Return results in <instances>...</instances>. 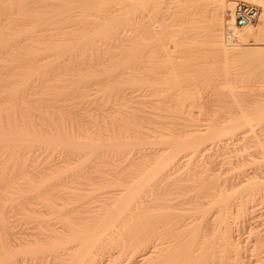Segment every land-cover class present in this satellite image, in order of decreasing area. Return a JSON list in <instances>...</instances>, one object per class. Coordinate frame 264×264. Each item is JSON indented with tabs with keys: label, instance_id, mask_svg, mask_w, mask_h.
<instances>
[{
	"label": "bare ground",
	"instance_id": "6f19581e",
	"mask_svg": "<svg viewBox=\"0 0 264 264\" xmlns=\"http://www.w3.org/2000/svg\"><path fill=\"white\" fill-rule=\"evenodd\" d=\"M8 1L10 3L11 0H0V10L2 9L4 12L3 13L2 11H0L1 12L0 13V24H1V28H0V54H1V51H4L6 53V56L11 55L13 57L14 61H16L17 64H19V67L17 66V68L13 64L14 66H12V68H15V70L18 68H23V69L19 72H15L14 74H12V76L11 75L9 76V78L14 77L15 80H13V78H10L11 79L10 80L7 77L8 81H10V82L8 83V81H7L6 85L9 86V84L11 83L10 84L11 88H10V86H9V89L5 88L6 91L8 89V92H6L5 90H3V91L8 93V95H7L8 97L7 96L4 97L3 93H5V92L0 91V93H1L0 95H2V97L1 96L0 97L2 99H4L3 101L0 99L2 101V102L1 101L0 102H1V104L2 103L5 104L3 106H0V145L3 147L2 141H5L4 143L11 141L8 143L12 144V142H15V144H16L15 145L13 143V145H15V146H13L11 144L10 145L6 144V148L4 147L2 150H4V149L7 150L8 147L10 148L12 146L11 149L13 147H15L14 151H13L14 154L8 153V155H10V156L14 155V157L16 155H20V156L25 155V157H27L26 155L29 154V153L27 154V152H29L28 149H30V147L32 145H35L38 142L39 143L36 144V146L41 144L40 142H42L41 146L44 145L47 148V151H48L49 146L52 147V146H56V145L58 146L57 148H59V150H60V147H62L63 145H65V147H67V148L69 147V149L74 148L73 150H75V152L78 151V150H76V148L77 149L79 148V149L83 150L82 152H79V154L80 153H84V154L78 155V157L79 158L84 157V156L88 157V159H87V157L82 158L84 162H80V163H86V166L89 167L87 169V171H90V169L92 168V170L94 169L95 173L101 172L102 170H106V168L108 166L107 163L109 164L108 167H110L112 164H114V161L119 162L120 158L118 159L117 156H115L117 159L115 158L114 160H111L114 157L112 155V153L114 155H120L118 153H123V151L126 152V150L135 149L138 152V155L136 152L135 153L136 155L134 154L132 159L130 157V161H128V163L124 164L123 166H121L119 168H116L117 163H115L116 164V165H114L115 167L114 166L112 167L113 171L111 170L112 169L111 167H110L111 169L109 168L111 170V172H108L109 169L107 168V170L105 172L108 173L107 177H109L111 175L109 178H106V176H105L106 173L102 174V172H103L102 171L101 176L102 177L105 176V178L103 177L104 179L103 178L98 179V177H100V175H99L100 173L97 174V177H96V175L94 177V175H93L94 172L90 171L92 173L91 176L93 175L92 178L94 177L92 179L89 172H87V174H89V176H88L85 174L86 171L84 172L83 169L79 170V171L77 169H75V171L77 170L76 175H75V172H73L74 174L71 172V171H73V170H71V169H73L72 168L73 166L71 167V162H70V160H72V159L70 158V160L67 161V159L69 158L68 154L65 155V156H68V158L66 159V157H65V159H66V163H69V162L70 163L67 165L65 164L66 166H63V164L61 166L59 164L58 165L54 164L55 161L53 163L54 165L52 163L49 164V161H48L47 162L48 165H45L46 164L45 162H44L45 164H43L46 167L41 165L42 167L40 168L39 165H35L38 167H35L33 165L34 166V167H32L33 170L29 169L30 167L27 166L29 164H26L25 162H24L25 164L23 163V159L26 162H27V160L30 162V161H32L33 158H36V156L33 155L34 157L32 156L33 158L31 159L29 157V156H31V154H29L28 157L31 160H29V159L26 160V158H23L21 160V163H20V164H22V163L24 164L22 169H17V171L19 170L18 172L15 170L18 174V177H15L16 173L13 170L12 173H15V174L13 175V177L10 178V176H12V175L10 174V176L7 177L8 172L12 171V169H15V167L13 168L11 166L13 164H14L13 166H16V165L20 166V164L17 163V160L21 159V158L19 156H17L18 158L15 157V158H17L16 162H15L16 164L14 163L15 160L14 161L12 160L13 163L9 162V165L6 166L5 162L11 161L10 158H13V159H15V158L13 156L8 158L9 156L7 155L6 160H7V158H8V160L6 161L4 159L5 156L2 157V152H0L1 157L5 161L4 165H2L3 168L0 167V168H2L0 170V264H26L27 260L29 259V258L27 259L28 256L34 254V256H32V257H35V255L37 257V255H39V254L41 255V253H45V254L49 253L50 255L52 254L51 256H53V258L51 257L52 259L50 261L48 260L49 261L48 264H117V262L119 263V261L121 260L120 256L123 253H125L124 255H127L126 252H128V251L129 252L131 251V253L132 252L134 253L136 251L138 254L137 259L135 258L136 261H134V264H139V263L140 264H180L179 261L181 258H182L181 259L182 264H264V219H262V220L260 219V221L259 220L258 221L253 220V218H252V220L249 219L250 217H252L256 214V213L254 214L255 211L253 210L254 207L256 206L255 205L256 202L259 199H261L264 203V0H243L244 2H247L249 4L257 5L261 9V12H259V15L257 18L258 23L254 29H250L249 26L244 27L242 29L235 28L234 20H233V9H234L233 7L235 4L234 3H227L226 0H169V1L167 0L168 3H166V1L163 2L164 0H162L163 5H162L161 1L159 2V0H136V1L133 0L134 2L133 1L131 2V0L130 1L127 0L128 2L126 0H100V1L99 0H65V1L60 0L61 3L64 2L63 5L60 2L58 3V0L56 1V3L52 2L54 0H52V1L51 0H47V1L46 0H44V1L40 0L44 3V6L45 5L48 6V9L52 8L51 13L52 12L53 13L48 14L47 11H46L47 13H45L44 9H39L38 11L36 9L35 12H37V14L36 13H34V14H35V16H38V17H34L32 15L35 6H33L34 7L33 10H29V6H30L29 4L32 3V0H12L11 2H13V3H10V4L7 3ZM158 2H159V5L163 6V9L167 8V7H165L167 5L169 7L168 8L169 10H170V8L175 9V12L173 11L174 14L172 13L173 14L172 17H173V20L175 22L173 21V23L171 24V27L175 28V30H174L173 34L171 33L168 36V38L166 39L167 41H164V40L160 41L161 37L163 39V36H164V34L162 33L163 29H164V25H163L164 21H163V23L160 21H157V22H160L159 23L160 26H159L158 30H155L151 24V21L155 22L157 20L156 19L155 21H153V18H156V14L158 13L159 10H161L160 7H162V6H159L157 4ZM36 3H37V5H43V3L42 4H40V3L38 4V2H36ZM57 3L59 4V7L61 5L60 8H58V6L55 5ZM115 3L117 4V6ZM164 3H165V6H164ZM7 4H9L11 6V8ZM5 5H7V6H5ZM12 5L13 6L16 5V10H17L16 12L18 13L17 16H16V14L13 15L14 21L12 20V14L15 11L14 10L15 7L13 8L14 11H12ZM32 5L33 4H31V6ZM54 5L57 7H55ZM112 5L116 6L118 8L113 7V9H112ZM156 5H158V7L160 9L158 7H156ZM4 6L7 7L8 9H6ZM49 6H51V8ZM148 6H150L151 8ZM38 7L40 8V6H38ZM83 7H86L87 10ZM88 7H89V9H88ZM154 7H156V9L158 8V11L156 10V12L151 15V13H153V12H151L150 10H147L146 8L153 10ZM56 8H58V9H56ZM103 8L104 9L106 8V14H103V15H108L109 17L106 16L108 19H106L105 16H102V17H104L107 21H105L104 18H102L104 20H100L98 18L99 19L98 21H100V22L96 21L97 23L95 22V24H93L94 23L93 20L94 21L97 20L95 18V17H97L96 14L100 13L101 10L103 11ZM139 8L143 9L144 11L146 9L147 11H145L144 13H142L143 10L139 12V10H140ZM191 8H195V9H191ZM4 9H5V11H4ZM53 9H54V11H53ZM82 9L83 10L85 9L86 11L85 10L83 11ZM226 9H228L232 12H231L230 18L227 20H224L222 15L224 14ZM41 10H43L44 12L42 11L43 13H41ZM78 10L83 11L82 12L83 15H82V13H80V16H82V17H80L78 15L79 14ZM89 10L90 11L92 10L90 15L93 14L94 11H96L97 13L95 12L96 16L94 15V18L91 15L92 18L90 17V19H88L89 20L88 21L87 17L90 16V15H88V12H90ZM107 10H108L109 14H107L108 13ZM8 11H10L12 14L7 13ZM29 11H32V14L29 13ZM73 11L78 13V14L76 13V15H78L80 17V18H78V19H80V22H82V19L84 21L85 20L84 18H86L85 21H88L87 22L88 25L90 26V23L92 24V27L91 26L88 27V25L87 26L84 25V23H86V22H83L82 26H84V27L86 26L85 28L86 29L88 28V30L90 32L87 33L85 31V34H83L84 33L83 29H82L83 33L80 32L78 29L79 32L77 34L80 35L79 37L74 32L75 36H74V38H71L73 43H74L73 45L71 43V39H69L70 37L68 36L70 34L65 35V36H68V38L66 37V39H69L70 43H71V44L69 43V40L66 41V45H67L66 47H65V43H64L65 41H63L65 38L63 36H62L63 40L59 36L60 40L58 38L57 43H55L56 39H57L56 37H58L57 36L58 34H56V37H53L54 31H51V33H48V34L47 33L43 34V32L40 34V32L43 31V29L45 31V29L47 28V26H46V25H48L47 23H49V25H50L52 22L55 23L56 21L57 22L65 21V23L67 24V22L69 21V18L71 16H74V15H71ZM102 11L99 15H102V13L104 12V11L103 12ZM148 11L151 12L150 15L152 16V18H151V16H150V18L152 20L149 18L150 20L147 21L146 25L143 24L144 22H142L143 28L140 32L142 34L143 41L144 40L146 41L149 39L151 42L153 39L155 40V38H158L154 43H156L158 41V44H160L158 46H160L162 48L161 49L162 52H159V53H161L160 54L161 56L164 54L163 56L165 58H163V56H162L163 60L166 59V61H164V62L161 61L162 64L161 63L160 64L162 66H163V64L165 65L166 63L169 64V62H172L171 61L172 60L171 53L173 54L175 52H178L179 53L178 54L179 59L181 56H183L182 54L187 55L186 52H192V54H193V50L191 47L195 43H197V41H203V42L205 41L209 45H212L213 47H215V51H216L215 53L219 54V56L221 57L222 65H223V67H222L223 77H222L221 83H222L223 88L226 89V91H228V96L230 97V99L232 98L233 101L231 100L230 104L228 103L230 109H228V111L225 112L224 115H222L220 121L218 120L220 124L217 122L219 125L217 126L216 131H214L212 129L213 130V132H212V130L210 129L211 132H209V129H208L209 133H206V134L202 133L201 134L197 130L196 131L193 130L190 132L182 131L181 129H179L180 127L178 126L179 128H177L176 130L179 131V133H176L175 130H173V132H171V130H170V132L168 130H167L168 132H161L160 130L155 131V130H157V129H154L157 127L156 125H155L156 127L153 126L151 128H149V127L146 128L143 125L144 121L148 120L149 124L150 123L154 124L155 120H153V119L155 118V116H157V114L152 115L149 112L151 114V116H153V118L151 116H149L150 114L148 116H146L145 114H144L145 116L142 115V113H140V112H142L143 110L140 111L142 108L139 110V108H140L139 104L142 103L144 105L146 101L144 103L143 102L140 103L138 97H136L138 99V101L136 99V102H135V99H131V98H129V99L134 100V102H132L130 100L131 102L129 103V101L127 100L128 106L125 103H122L124 101H121V100H120L121 102L119 100L118 101L116 100L114 102L112 101V102H110V103H112L111 105L108 103V105H110L109 107L112 106L109 110H108L109 107L107 108L108 113H107V111L103 110V113L105 111V114L110 113L109 117H107L108 119L106 118L108 121L104 119L106 124H104V122H103L104 120H103L102 121L103 125L102 124L99 125L98 122H100V121H98L97 123H98L100 129L97 130V132H95V130L94 131L93 130L92 131L91 130L86 131V128H84L85 125L84 126L82 125V126L84 128L83 132L84 131H86V132L83 133L82 131H80V129H82V128L79 129V132H78V130L76 131V129H77L75 127L76 126L75 123L77 122L76 121L74 123L75 126H73V124H72V127H74L75 132L73 130V132L71 131L72 132L71 135H69L70 132L67 130L66 133L69 132V134H66L64 132L65 128H59V127H63V125L65 126V124H63L62 126H61V124L60 125L58 124V122L59 123L62 122V120H61V122L59 121L60 118L58 117V115L61 112H64V111L68 112V111L65 110L64 107H63L64 110L61 108L63 103L62 104L60 103L62 100L61 101L57 100V99H61V98H59V96L57 99H55L56 98L55 97L56 96L55 91L58 93V90L61 89L62 91L59 90L61 92V94H60V97H61L63 94L62 92H64V89H65V86L63 87L62 85H58L59 83L61 84V81H60L61 78H58L59 76L56 75L55 73H54L55 79H53V76H52L53 80L56 81V79L58 78V80L60 81V82L58 81V84H57L58 86H60V88H57L58 86H56L54 84V86H56L57 90L54 89L55 87L53 86V83H49L48 85L46 83H44V84H46V87H44V88H46L45 89L46 91L49 90V93H51L50 90L52 91V89H49V88H52V86H53L54 95L52 92V94H51V96L53 95L52 99L50 98L51 96H48V95L45 97V95L48 94V92L43 90L44 84L43 85L40 84L39 87L35 86V89L37 87L38 90L42 86L43 92L40 91L41 93L39 91L33 89V87L31 88L30 87L31 84L34 83L33 81L37 77H39V76L44 77V74L47 76L48 74L45 73L46 71L48 72L50 69H52V72H54L55 67L59 68L58 66H60L61 64H62L61 65L62 68H64L65 73L69 72L68 71L69 67H70L71 71L73 69L77 68L78 66L73 68V66H75V65L71 64L72 65V69H71V65L69 64V60H68V59H70L71 62L74 63V60H72L71 56H72V54H74V57H75L74 51L76 52L77 47L82 46L83 42L84 43L85 42L90 43V41H92L93 45H94V40H97L99 35L101 36V34H102L101 37L99 36L100 39L104 37L103 31H105V35H106L105 40H106V38H110L109 34L111 33V30H113V33H114V27L116 30L117 23L118 24L120 23V25H118L117 29H119V26H120L121 31H122V28L124 31V29L126 27H128L129 29H131V28L136 29L137 25H138V28L136 30H138V33H139V23L137 21L138 24L135 25V23H136L135 20H137V19L139 20V18H143L142 15L147 13ZM39 12H40V16L38 14ZM135 13H138V14L135 15ZM141 13H142V15H141ZM6 14H8L7 17L5 16ZM147 15H149V14H147ZM136 16H138V18ZM146 16L144 18L147 19L149 16H147V17ZM30 17H33V18L31 19ZM3 18L4 19L6 18L7 21L10 18L12 22L9 19L8 23L7 22L5 23V20ZM28 19H31V22L32 21H34V22L31 25H29V23H31V22ZM66 19L68 21H66ZM90 20H92V21H90ZM75 21H76V19H75ZM101 21H103V23L104 22H109V23L100 24ZM141 21L142 20H140V22ZM9 22H11V23H9ZM69 23H71V21ZM121 23H122V25H121ZM123 24H125V26H126L125 28L123 27ZM62 25H63V23H61V26ZM67 25H69V24H67ZM78 25H80V24L78 23ZM108 25H110V26L112 25L113 26V27H111L112 29L110 28V30H109ZM27 26H29V27H27ZM53 26H55V29H56V25H53ZM59 26H60V24H59ZM82 26L80 28H82ZM121 26H122V28H121ZM130 26H132V27H130ZM250 26H252V25H250ZM41 27H43L42 30H40ZM67 27L68 26L65 27V25H64V29ZM103 27L108 29L107 33H106V29H104ZM62 28L60 30H62ZM188 28L192 29V30L194 29L196 31H197V29L201 30V32H203L201 34L202 40L201 39L197 40L199 37L196 38V40H195V37L191 36L193 34H189L190 32L188 33L189 36L187 34L186 36L184 35V36L180 37L179 35L176 34V33H178V34L182 33V31H183L182 35L186 34V32H188V30H189ZM223 28L225 30L231 31V34H230L231 38H235L238 41V44L226 46L222 43L223 40L221 41V32H222ZM90 29H92V30L94 29V30L91 31ZM47 30H49V29L47 28ZM69 30L70 29H68L67 32H69ZM72 30H74V28H72ZM56 31H57V29H56ZM64 31H66V30H64ZM64 31L62 30L63 33H64ZM109 31H110V33H109ZM117 31L118 30L115 31V33H117V36L115 37L116 39H117L118 34H119V32H117ZM123 31H122V34H123ZM134 32H135L134 34H136V31H134ZM201 32H199V33H201ZM138 33H137V36H135V38L132 39V41L134 40L133 43H132L131 39L129 40L131 42L130 46H128L129 44L127 45L129 48L127 47V49H125L126 47L125 48L122 47L125 43L122 46H121V43L119 45V47H122V51H123V49H125L123 54L121 53L122 56H124V57H123V59L120 58L121 59L120 62L118 61V58H117L118 63L116 62V65H115V60L113 58L114 65H115V66L114 65L113 66L115 68L113 70L112 65L110 66V69H112V70L109 72L108 77L111 78L110 75H113V76H115L114 78H117L116 75H118L119 81H116L117 79L116 80L114 79L116 82L114 83V81H112L114 86L112 88H110L112 85L111 84L112 82L109 83V81H111V79L108 80V83L110 86L109 88L111 90L108 89L106 91V89H104V91H106L107 93L109 91V94L111 93V91H113L112 89H114V91H115V89H118L119 88L118 86H121V85L129 84V86H131V87L133 85L134 88H131V90L136 89V87H138V85H139V82H140L139 74L141 73V71H139V68H137V66H138L137 62L139 61L138 55L140 52L139 51V35L140 34H138ZM191 33H192V31H191ZM143 35H144V37H143ZM76 36H77V38H76ZM112 36H114V35L112 34L111 38H112ZM120 37H122V36H120ZM126 37L128 38V35H126ZM145 37L148 39H144ZM159 37H160V39H159ZM115 38H113V39H115ZM130 38H132V37L130 36ZM142 38H140V39H142ZM74 39L77 40L76 43L74 42ZM50 41H51V43H49ZM120 41H122V39ZM129 41H128V43H129ZM249 41L254 42L255 45H257V46H252V45H254L252 43L247 44ZM67 42L70 45L67 44ZM92 42L90 44H92ZM102 42H103V40H102ZM115 42H118V41H115ZM142 42H140V43H142ZM84 43H83V45H84ZM148 43H149V41H148ZM154 43L152 42V44H154ZM86 45H87L86 47L88 48V44H86ZM96 45H98V44H96ZM155 45H157V44H155ZM243 45H245V46H243ZM86 47L84 46L82 48H86ZM195 47H196V44H195ZM82 48H79L78 50H82ZM189 48H191V49H189ZM89 49H90V47H89ZM101 49H102V47H101ZM114 49L116 50V48H114ZM114 49L113 50L110 49V50H112L111 52H114ZM84 50H87V49H84ZM189 50H191V51H189ZM194 50H195V48H194ZM116 51H115V53H116ZM82 52H80V53H82ZM107 52H108V50H107ZM5 53L2 54V57H4L3 55H5ZM104 53L105 52H103V54ZM117 53L119 54L120 52L118 51ZM95 54H96V52H95ZM103 54H102V58L104 59L105 56L103 57ZM80 55H82V54H80ZM105 55H106V53H105ZM107 55H108V53H107ZM147 55H149V54L147 53ZM152 55H153V52H152ZM11 56H9L8 60L11 59L10 58ZM56 56H57V58H56ZM76 56H77V54H76ZM99 56H101V55H99ZM99 56L97 57V59L99 58ZM137 56H138V59H136ZM83 57H85V55H83L82 58ZM120 57H121V55H120ZM184 57H183V59H184ZM4 58H2V59L4 60ZM154 58H156V56ZM60 59H62V60H60ZM64 59L66 60V63L69 64V67H67V69H68L67 71L65 69L66 64L64 67V65L62 63V61H64V63H65ZM78 59L76 60L77 64L82 63L84 60V59H82V61H80V63H78V61H79ZM103 59L101 60V62L102 61L104 62ZM5 60H6V58H5ZM46 60H48V61L45 62ZM95 60H96V58H95ZM110 60H111V58H110ZM113 60H112V62H113ZM160 60H161V58H160ZM174 60H177V59H173V61ZM247 60H248V64H249V61H251L250 64L254 66V69L252 70L254 72V75H255L254 80H252L253 83L255 82V79L257 77H258V80H256V83H258L259 79L261 81V83L259 81L260 89L257 92L258 94L256 93L257 94L256 99L254 98L253 101L252 100L251 101H242L241 100V97L245 96L246 94L243 95V93L239 94V93L235 92V89L237 87L235 86V84H233L234 80L231 79L232 77H230V73H231L230 69H229L230 65H233L236 62L239 63V61L240 62L241 61L246 62ZM11 61H13V60H11ZM11 61H10V63H11ZM105 61H106V59H105ZM107 61H108V59H107ZM40 62H42V63H40ZM86 62L87 61H85V63ZM91 62H93V61H91ZM109 62L110 61H108V63ZM87 63H89V61ZM108 63L107 62L105 63L106 66L108 65ZM127 63H129V64H127ZM154 63L156 64V66H157V64H159V63L153 61L152 65ZM132 64H134V66L136 65V68H134L132 66L133 72L135 70L134 74L133 75L130 74L129 71H130L131 67H129L128 71H127V73H129V74L126 73V76H125L124 74L126 71H124V68H127L128 65H132ZM1 66L3 67V65H1ZM96 66H97V64H96ZM101 66H103V64H101ZM108 66H107V69H108ZM140 66H141V64H140ZM170 66H171V63H170ZM231 67H233V66H231ZM9 68H10V66H9ZM12 68H10V69H12ZM53 68H54V70H53ZM62 68H61L60 73H59L58 69H56V70L60 74V77L62 76V80L64 81L63 85H67L69 82L67 81V84H66V82H65L66 79L65 80L63 79V74H61V72L63 73ZM83 68L85 69L86 65ZM87 68H89V67L87 66ZM144 68H145V70L147 69L146 66L143 67V70H144ZM165 68L166 67H164L163 71H162L163 77H165L166 75H168L169 77L170 76H176L177 68L175 71L174 70L175 68L173 69L172 67H167L168 70L166 68V71H164ZM96 69H99V68H96ZM148 70H149V67H148ZM148 70H146L145 72H148ZM154 70H155V74H156L158 69H157V71H156V69H154ZM82 71H80V72H82ZM92 71H97V70L94 69ZM104 71H105V68H104ZM7 72H9V71L7 70ZM52 72L50 73V76L53 75ZM150 72H151L150 75H152L154 73L151 70L148 73H150ZM159 72L157 73V76H160ZM162 72H161V74H162ZM94 73L92 75H94ZM3 74H4V70H3ZM9 74H11V72ZM82 74H86V71H84V73H82ZM82 74H78V76L80 75L79 78L83 77V79H84V77L86 75L82 76ZM65 75L66 74H64V78H65ZM123 75L125 77H128V75H130L132 78H129V79L124 78V77H122ZM46 76L44 79L48 78V80H49V77H46ZM67 76L70 78L69 79L67 77L69 79V81L70 80L73 81L72 79H74V77H75V75L73 77V73L71 75L73 78H71L70 75H67ZM78 76H76V82H77ZM89 76H90V74H89ZM91 76H90V78L86 77V79L88 78V81H89V82L87 81L86 84L84 83V82H86L85 79L83 81V79L80 80L78 78V80L83 81V83L85 85H87L91 81L90 80ZM148 76H149V74H148ZM102 77H103V74H102ZM104 77H105V72H104ZM120 77H121V79H120ZM1 78H3V76ZM19 78H21V79H19ZM93 78L95 79V75H94V77L92 76V79ZM140 78H143V77H140ZM155 78H157V77H155ZM41 79H43V78L41 77ZM98 79H99V77H98ZM151 79H152V77H151ZM174 79H175V77L174 78L171 77V80L169 81V78L167 77V79L165 78L163 80H164L165 84L168 80L169 83L167 82L168 85L167 84L166 85L168 86V88H169V85H171V88H173L172 84H174ZM1 80L3 81V79H1ZM4 80H6V79L4 78ZM181 80L182 79H180V81L177 80L178 82L175 83L177 85L174 84V86H177V87H175L177 90H180L182 83L185 82V81L183 82V80L181 82ZM146 81L149 82L148 80H146ZM171 81H172V83L170 84ZM76 82H75V84H76L75 87L78 86V83L80 84L79 87L83 86L82 82H77V83ZM93 82H94V80H93ZM141 82L143 84L144 81L141 80ZM141 82H140V84H141ZM180 82H181V85H180ZM2 83H0V84L3 85ZM70 84H71V86H70ZM73 84L72 83L68 84L70 88L68 86L66 87V89H65L66 93H68L67 92V91H69L68 89L73 90V87H74ZM115 84H117V88H115L116 87ZM6 85H5V87H6ZM179 85H180V87H179ZM47 86H49V87H47ZM61 86L64 89H62ZM126 86L128 88H130L128 85H126ZM185 86H187V85H185ZM75 87H74V89H76ZM105 87H106V85H105ZM153 87H154V81H153ZM28 88H30L31 91L28 90ZM121 88H122V90H121ZM121 88L119 90L123 91V89L125 90L126 87L124 88V86H121ZM128 88H126V89H128ZM32 89L35 91V93L37 92L38 94L34 93V95H33L34 91ZM153 89H155V87ZM247 89L249 90L247 92H251V87H248ZM10 90L12 91L11 93L13 94L12 95L13 97L10 96L11 95ZM24 90H28V91L32 92L31 95L29 93V96H31V97L35 96L36 97V95H37L38 97H36V99H35V97L34 98L32 97L34 100L26 101L27 97H29V96H27L28 94H26L24 97L25 99L23 98L24 95L22 94V91H24ZM78 90L79 89H77L76 92ZM74 91H71V94H72V92L74 93ZM134 91L135 90H133V92ZM185 91H186V89H185ZM14 92L16 94H18L17 96H19V97H14V95H15ZM19 92H20V95L21 94L23 95V96L21 95L22 98H20ZM26 92L27 91H25V93ZM65 92H64V94H66ZM150 92H151V90H150ZM129 93H131V92H129ZM117 94H118V92H117ZM68 95L70 96V94H68ZM112 95H113V93H112ZM118 95H120V94H118ZM137 95H139V94H137ZM195 96L196 95L194 93H192V92L188 93V91H186L185 94L182 95V98L180 97V99L176 98L177 100L176 99L172 100L173 102L176 101V103L173 105L176 106L177 108L182 109L184 106L183 103L188 102L189 99H190V101L194 102ZM31 97L28 99L31 100L32 99ZM109 97H110V95H109ZM238 97L240 100L238 99ZM5 98H7V99L5 100ZM12 98H13L14 102H10L12 100ZM15 98H17L16 101L18 99H20L21 103L15 102ZM47 98L48 99L50 98L51 100L55 99L54 101L57 100L59 102L58 106H60V109H61L60 113H59V108H58V111H56V109L58 107V106H56L57 102H55L56 105H54V106H56V108H54V107L52 108L50 103L47 104V106H46L47 102H51V101H48ZM114 98H116V97H113V100H114ZM122 98H124V97H122ZM172 98H174V97H172ZM9 99H11V100H9ZM21 99H24L26 102H24V100L21 101ZM164 99H166V98H164ZM7 100L9 103H6ZM127 101H125V102H127ZM153 101H154V99H153ZM164 101H167V99ZM62 102H64V101H62ZM158 102H160V101H158ZM99 104H100V102H99ZM171 104L169 103V105H171ZM38 105L40 106V108L37 107ZM70 105H72V104L68 105V107H69L68 109H70V107L72 108V106H70ZM113 105H114V107H113ZM152 105L155 106L154 104H152ZM152 105H149V106L153 107ZM48 106H50L49 108H52V110L55 111V112L53 111L54 114L52 116H54V118H55V116L57 115L56 118L59 119L57 121V124L55 123L56 128L52 127V126H51V128H49L48 127L49 125L47 127L44 125H43V127H41L43 124V121L41 122V120H43V119L39 120L40 114L38 117L39 118L38 122H41V123H37L36 120L31 121V120H33V117H34V119L35 118L37 119L38 113H40L42 111L41 108L45 107V109H43V110H46V109L48 110L49 109ZM63 106H66V109H67V105L64 104ZM174 106H173V108H174ZM36 108H38V111L41 109L39 112H37V114H36V111H37ZM95 109L96 108H94V110ZM180 109H178V110L180 111ZM47 110L45 112L46 113L48 111L50 112V113L48 112L50 115L47 113V115H49V117L46 115L45 112H41V114L45 113V115L47 117L45 115H43V116H45L44 118L48 119V123H49V120L51 118V110H48V111ZM99 110L102 111L101 108ZM99 110H97V111H99ZM157 110H159V109H157ZM73 112H75L74 109H73ZM143 112H145V111H143ZM17 113H20L21 115L17 116L16 115ZM56 113H59V114H56ZM97 113H99V112H97ZM177 113H179V112H177ZM68 114L71 116L73 115V114H70L69 112H68ZM61 115H63V113H61ZM74 115H75V113H74ZM102 115L104 118L106 117V115L105 116H104V114H102ZM43 116H41V117H43ZM64 116L66 117L67 115H65V113H64ZM64 116H62V118H64ZM160 116H163V114ZM11 117H14V118H11ZM150 117L152 119H150ZM67 118L68 117H66L65 119H67ZM72 118L73 119L71 120V122L75 121L76 115H75V118L73 116H72ZM84 118H85V116H84ZM159 118H161V117H159ZM163 118H165V117H162V119ZM47 119H45V120H47ZM53 119H52V121L50 120V122L57 120V119H55V120H53ZM65 119H63V121ZM79 119H82V117ZM97 120H98V118H97ZM3 121L7 122L6 127H5V125H3V123H4ZM67 121H69V119H67ZM33 122H36V124H34ZM45 122H47V121H45ZM78 123H79V120H78L77 124ZM80 123H82V121H80ZM39 124H41V126ZM68 124H66V125L68 126ZM46 125H47V123H46ZM57 125H59V127H57ZM160 125L162 126L163 124H160ZM78 126H79V124H78ZM85 127H88V126H85ZM62 129H64V130H62ZM67 129L70 130L69 126ZM92 129H93V127H92ZM96 129H98V128L96 127ZM87 130H88V128H87ZM238 136H241V138L239 140L242 141L241 142L242 144H240L241 147H240V149H238L237 152L242 153L243 151H246L247 148H250V149L253 148L255 155L254 154H253L254 156L251 155V152H250V154L248 156L251 157V159H249V160L247 159V161H246L245 160L246 158L244 159V158L238 157L239 159H236L235 162H234V160L232 162V159L229 157L228 158L223 157L224 158V160H223L224 164L223 163L222 164L224 166L226 164H227L226 166H230V168L228 167L229 171L231 170L233 174H236L235 175L236 181L234 179L231 180L232 179L231 178L230 181H233V183L230 182L227 185L224 183L226 178H225V180L224 179L222 180V178H221L222 177L221 173L226 171V170H224V171L221 170L222 172L220 173L216 169L211 168V165H210L211 162L210 163H209V161L206 162L205 160H202L201 158L198 159L197 156L200 155V153H202V151H204L203 150L204 149L203 143H205L206 138H207V141L215 139V138L218 141H222V143L220 142L221 144H219V145H215V144L214 145L211 144V146L209 145L211 147V150H212V148L216 147L215 148L216 153L219 154V152H218L219 150L221 151L223 148L227 147V141H228V140L226 141L227 138L233 139V137L238 138ZM151 142H153L155 144H161V147H162V145H163V147L162 148L159 147L160 149H157V150H156V148H155V150H151V151L149 150L150 152H145V150H144V152L141 151L139 153V145L146 146L147 144H149ZM164 145H166L167 147H164ZM204 145H206V144H204ZM65 147L62 149V151L66 149ZM149 147L151 148L152 146L150 145ZM33 148H36V147L33 146L32 149ZM0 149H1V147H0ZM52 149H53V147H52ZM52 149H51V152H52ZM54 149H55V153H56V147ZM250 149H248V150H250ZM15 150H16V152H15ZM66 150H68V149H66ZM73 150H72V152H73ZM70 151L68 150L69 154H72ZM179 151H181V153L183 152L182 156L185 159L187 158V160H185V161L183 160L184 162L182 164L180 163L177 165L176 157L179 154ZM223 151L225 152V149ZM233 151H235V150H233ZM60 152H61V150H60ZM75 152H73V153H75ZM127 152H129V151H127ZM177 152H178V154L176 155ZM34 153L35 152H33V154ZM77 153H75V154L77 155ZM124 153H123L124 157L126 155H128V153H125L126 155ZM226 153H227V151H226ZM226 153H221V155L225 154L224 156H226L228 154V153L227 154ZM57 155H58V150H57ZM108 155L113 156L112 158L110 157L111 159L108 160L109 162H107L105 160V156L107 158ZM213 155H214V153H213ZM73 156L74 157H72V158H74L73 159L74 161L76 159H78L77 156H76V159H75V155H73ZM89 156L90 157L94 156V157L104 158V159H102L103 163L102 162L101 163L104 165L105 164L104 162H106V164H105L106 167L104 166L105 169H102L103 166L102 167L100 166L101 163H97L101 160V158H99V161L95 160L96 162H94V161L90 162L91 160H90ZM227 156H230V155H227ZM53 157H54V155H53ZM62 157H63V155H62ZM45 159H46V156H45L44 160ZM49 159H51V158H49ZM82 159H80V160H82ZM95 159H97V158H95ZM42 160H43V158H42ZM56 160H58V159H56ZM62 160H64V159H62ZM181 160H182V157H181ZM18 161L20 162V160H18ZM34 161L30 162L31 165L33 164ZM43 161L39 160V162H43ZM60 161H57V162H60ZM110 161L111 162L113 161V163L111 164ZM29 162H27V163H29ZM121 162H122V160H121ZM10 163H12V165ZM248 163H251L253 166L255 165V170L251 175H249L247 173H246L247 174L246 175L244 173V171H245L244 167ZM0 164H3V161L0 160ZM7 164H8V162H7ZM25 165H26V168H25ZM83 165H85V164H82V166ZM98 165L101 167V170H99L100 167ZM17 166H16V168H17ZM53 166H54V168H53ZM55 166H56V168H55ZM79 166L80 165H78V167ZM27 167H29V168H27ZM23 168L27 169L26 172L28 171V173H23L24 172ZM83 168H84V166H83ZM97 168H99V169L97 170ZM114 168H116V169L114 170ZM179 170H183V172L176 174V172ZM69 171L72 174H69ZM17 174H16V176H17ZM224 175H225V172H224ZM73 176H74V178H75V176H78V178H80V176H82V178H80V179H83V180H85V177L87 176L86 181L88 180V181H90V183H92V181H93V183L89 184L88 181L87 182L85 181L86 182L85 184H88V186H90L91 188L90 189H82V187H79V186L83 185L84 181L78 180L77 177L75 179H77L78 182L77 181L74 182L73 179L71 181L70 178H73ZM14 177L17 178L18 181ZM224 177H226V176H224ZM231 177H233V176H231ZM12 179L15 180V182H17V184L15 183V185H14V182ZM79 181H83V182H79ZM69 183H71L72 185L76 183L79 186L76 185L75 187H73L71 184L69 185ZM68 190L69 191L71 190V191L69 192ZM188 191L190 193L192 191H194L197 194L195 193L196 195L193 194L189 197L188 195H186V193H189ZM173 196H175V197H173ZM204 198H208L209 200L210 199L212 200V201H209V206L212 209H213L212 206L214 204H215V206H217L216 204H218V206L221 204L220 209L217 207L219 210H217L216 212L220 211V213H216L218 215H216V216L214 215L213 218H210V217L207 218V214H208L207 211H210V207L208 206V204H206L208 201L206 202V201L202 200V202H206L205 206L209 207V209L206 208V210H207L206 211L205 209L202 208V207L205 208L204 203L201 202V199H204ZM73 201H75L78 204L74 203ZM184 201L194 202L195 203V205H194L195 209H193L191 207L192 209H190V211L187 210V211L180 212L179 210L181 208L179 209L177 205H179V203H182ZM71 202H73V205L75 204V206H72L73 208H69V205L71 206ZM91 203H93V204L96 203V205L90 206ZM191 205H192V203H191ZM183 206H184V204H183ZM232 207L237 208L236 213H234V214L231 213ZM45 210H46V212L49 210V212L47 213V216L50 212L57 213L58 214L57 217L59 216L60 220H61V218L64 220V222L67 225L66 228L68 227L70 229V231L68 230L69 232H67V233L63 232L61 229L62 227L60 228L59 224H55L56 221H54V224L52 222V224L54 225L53 227H55V225H58L61 231H57V229H59V228H53L52 225H50L51 222H50V224L48 223L49 224L48 226H45L42 224L38 225L39 224L38 223L39 218L41 215L43 217V213L45 212ZM76 211H77V213H75ZM79 212L86 213V215L79 213ZM78 214H80L79 217L77 216ZM251 214H253V215H251ZM53 215H56V214L53 213L51 216H53ZM254 217H256V216H254ZM44 218H45V216H44ZM46 219L50 220V216H48V218H46ZM179 219H185L188 222L185 224H181V226H177V224L182 221ZM41 220H42V218H41ZM63 225L64 224H61V226H63ZM182 225L186 226L187 228L184 229L186 237L184 236L185 239L183 242V250H181L182 251L181 252L178 249V243L180 240L179 236L184 233L182 228H185V227H183ZM261 226H263L262 230L259 229V227H261ZM66 228H64L65 229L64 231H67ZM163 231H165L167 233L169 239H167L165 242L162 241V243H160L159 245H157L158 243L156 245H153L151 243L152 247L149 246L147 248V246H146V249H144L142 251V253L139 255L137 250H139L140 247L142 248V246L145 245V242L148 243V241H149L148 238H150L151 236L154 237L153 234H155L157 236V234H160ZM61 235H62V237H61ZM160 236H161V234H160ZM162 238H163V234H162ZM162 238H161V240H163ZM157 240H156V242H157ZM164 240H165V238H164ZM71 243L73 245H70ZM129 252H128V254H129ZM45 254H42V256ZM49 254H48V256H49ZM46 256H43V257H46ZM131 256H133V254ZM36 257H35V261H37ZM41 259L42 258H40V261L45 260V259L44 260L43 259L41 260Z\"/></svg>",
	"mask_w": 264,
	"mask_h": 264
},
{
	"label": "rangeland",
	"instance_id": "374dc122",
	"mask_svg": "<svg viewBox=\"0 0 264 264\" xmlns=\"http://www.w3.org/2000/svg\"><path fill=\"white\" fill-rule=\"evenodd\" d=\"M12 1V0H11ZM10 1V3H13V2H11ZM35 1V2H34ZM32 0V3H30L29 5V10H33V6H35V8H34V10H33V14H32V11H29V13H31L34 17H38V16H35V14L34 13H36L37 14V12H35L36 11V9H37V11L39 10V9H44V11H45V13H47L48 12V14H52L51 13V10H52V8H51V6H49L51 9H48V6L47 5H45L44 6V3L42 2V1H44V0H42V1H40V0ZM47 1V0H46ZM52 1V0H51ZM56 1L57 0H54V1H52V2H54V3H56ZM65 1V0H64ZM100 1V0H99ZM127 1V0H126ZM128 1H130V0H128ZM127 1V2H128ZM133 0H131V2H132ZM136 1V0H135ZM161 1V3H162V5H163V2H165L166 1V3H168V1L167 0H164L163 2H162V0H159V2ZM227 1V3H236V1H242V2H244L243 0H226ZM36 2H38V4L40 3V4H42L43 3V5H37V3ZM61 3V1L60 0H58V3ZM98 2V1H97ZM134 2V1H133ZM159 2L157 3L158 5H159ZM7 3H9V1L7 2ZM9 3V4H10ZM36 3V4H35ZM55 4V5H57L58 6V8H60L61 7V5H60V7H59V4ZM160 3V4H161ZM245 3H247V2H245ZM9 4H7V5H9ZM31 4H33L32 6H31ZM62 5L64 4V2H62L61 3ZM116 4V3H115ZM7 5H5V6H7ZM14 5V4H13ZM12 5V11H14V13L12 14L10 11H8L7 13H11L12 14V20L14 21V19H13V15L14 14H16V16H17V10H16V5L15 6H13ZM54 5V6H55ZM158 5H156V7H158ZM162 5H159V6H162ZM253 5V4H252ZM4 6V7H5ZM10 6V5H9ZM38 6H40V8L37 7ZM42 6V7H41ZM53 6V7H54ZM57 6H55V7H57ZM116 6H117V4H116ZM116 6H113L112 5V9H113V7L114 8H118V7H116ZM164 6H165V3H164ZM203 6V5H202ZM235 6V5H234ZM254 6H256V7H258L257 5H254ZM3 7V8H4ZM15 7V9L13 10V8ZM31 7V8H30ZM148 7H150V6H148ZM156 7H154V9L152 10V9H148V8H146L147 10H150L151 12H153V13H151V12H147V13H145L146 15L147 14H149V15H147V16H149L147 19L146 18H144L146 15L145 14H143L142 15V13H144L145 11H147L146 9H145V11L143 10V9H140L139 10V12L140 11H142V13H141V15L143 16V18L145 19H143V18H139V20L137 19V20H135L136 21V23H135V25H137L138 23H139V33H138V30H136L137 28H138V25H137V28L135 29L134 27V29H129L128 27H126L125 26V24H123V27L125 28L124 29V31H123V28H122V26H121V28H122V31H123V34H122V31H121V29H120V26H119V29H117L118 28V25H120V23L118 24L117 23V28H116V30H118L117 32H119V34H118V37H117V39L115 38L116 36H117V33H115V27H114V33H113V30H111V33H110V31H109V35H110V38H106V40H105V37H106V35H105V31H103L104 32V34H103V38H101L100 39V37L102 36V34H101V36L99 37L98 36V39L97 40H94V45H93V42L92 41H90V43L92 42V44H90L89 42H83L84 43V45H83V43H82V46H80V47H77V49H76V52L74 51V53H75V57H74V54H72V60H74V63H72L71 62V60L70 59H68L69 60V64L71 65V64H74L75 66H73V68H75V67H77V68H75V69H73L72 71L70 70V67H69V64H67L66 63V60H65V63H64V61H62V63H63V65H64V67H65V64H66V71L68 70L69 72H67V73H65L64 72V68H62V64L60 65V66H58L59 68H56L55 67V71L54 72H52V69H50L48 72L46 71L45 73H47L48 75L46 76L45 74H44V77L43 76H41L43 79H41V77L39 76V77H37L33 82L34 83H32L31 84V88L33 87V89H35V86H37V87H39V85L41 84V85H43L44 83H46L47 85L49 84V83H53V86H54V84L56 85V86H58V85H62L63 87L65 86V89H66V87L68 86L69 87V83H74L73 85H74V87L76 86V84H75V82H76V76H78V74H82V73H84V71H86V74H82V76H85L84 77V79L86 80V82H84L85 84L87 83V81H88V78L86 79V77H89L90 78V76L94 73V75H95V79L93 78L92 79V76L94 77V75H92L91 76V81H90V83H88L87 85H85L84 83H83V81H84V79H83V77L82 78H79V76L77 77V82H82V85L83 86H80L79 87V83H78V86L77 87H75L76 89H74V87H73V90L72 89H68L69 91H67L68 93H66L65 91V89L64 88H62V86H61V88L62 89H64V92L67 94H64V92H62L63 94H62V96L60 97V94H61V92L59 91V90H61V89H59L58 90V93L55 91V93H56V98L55 99H57L58 98V96H59V98H61V99H57L58 101L60 100H62V101H64V102H60L61 104H62V109H63V107H64V109L65 110H67L70 114H73L72 116L75 118V115H76V118H75V121H72L71 122V120L73 119L72 118V116L71 115H69L68 114V112H66V111H64V112H61V113H63V115H61V113H60V106H58L59 105V102L56 100V101H54L55 99H53V100H51L52 99V96L54 95V92H53V86H52V88H49V89H52V91L50 90V92L51 93H49V90L48 91H46L45 89L46 88H44V87H46V84H44V86H43V90L44 91H46V92H48V94H46L45 95V97L48 95V96H51V94H52V92H53V95L48 99V101H51V102H47L46 103V106H47V104H49L50 103V105L52 106V108L54 107V108H56V106H58L57 107V109H56V111H58V108H59V113H56V114H59L58 115V117L60 118V120L59 119H57L56 118V116H55V118H54V116H52L53 114H54V110H52V108H49L50 106H48V110H51V118H50V120L52 121V119L53 120H55V119H57L56 121H53V122H50V120H49V123H48V119L47 118H44L46 115H47V113L49 112L47 109V113L45 112L46 110H43V109H45V107H43V108H41L42 109V111L41 112H45L46 113V115H45V113H43V114H41V112L40 113H38V115H37V119L35 118L34 119V117H33V120H31V121H34V120H36L37 121V123H41L42 121H43V124H42V126H41V124H39L41 127H43V125L44 126H48L49 128H51V126L52 127H55L56 128V125H55V123L57 124V121L59 120L60 122H61V120H62V122L61 123H59L58 122V124L60 125L61 124V126L63 125V124H65V126L63 125V127H59V125H57V127H59V128H65V133L67 132V130L70 132V134H69V132L68 133H66V134H69V135H71V133L73 132V130H74V132H75V129H74V127H72V124H73V126H75L74 125V123L77 121L78 122V120H79V126H78V124H77V122L75 123L76 124V131L78 130V132H79V129L80 128H82V129H80V131H82L83 132V129L84 128H86V131H89V130H95V132H97V130H99L100 129V127H99V125L100 124H102L103 122H104V124H106L105 123V120H107L108 118L107 117H109V114H107L108 113V110L112 107H109L112 103H110V102H114V101H124V102H122V103H125L127 106H128V101H129V103L132 101V102H134V100H131V99H135V102H136V97H138V99H139V102L141 103V102H145V104L143 105L142 103L141 104H139V110L140 111H145V112H140V113H142V115H146V116H148L150 113L153 115V114H157V116H155V118L153 119V120H155V123L154 124H149V121L148 120H146V121H144V126L146 127V128H151V127H156V128H154V129H157V130H155V131H158V130H160L161 132H170V130H171V132H173V130H175V132L176 133H179V131H177L176 129L177 128H179V129H181L182 131H186V132H190V131H199L201 134L203 133V134H206V133H209V132H211L210 131V129L212 130H214V131H216V129H217V126L220 124L219 123V121L221 120V117H222V115H224L225 114V112H227L228 111V109H230L229 108V105H228V103L230 104V102H231V100H232V98L230 99V97L228 96V91H226V89H224L223 88V86H222V77H223V73H222V67H223V65H222V60H221V57L219 56V54H217V53H215L216 51H215V47H213L212 45H209L207 42H203V41H197V43H195L196 44V47H195V44L191 47L192 48V50H193V54H192V52H186L187 53V55H185V54H182L183 56H181L180 57V59H179V53L178 52H175V53H171V55H172V62H169V64H163V66L164 67H172L175 71H176V68H177V71H176V76H168V75H164L165 77H163V66L161 65L162 64V62H164V61H166V59H164L163 60V58H165L163 55V58H162V56L160 55L161 53H159V52H162V48L160 47V46H158V45H160V44H158V41L156 42V43H154L158 38H155V40L153 39L151 42H150V40L148 39V38H144V39H148V40H144L143 41V38H142V34H141V30H142V26H143V24H147V21H149L151 18H152V14H154L155 12H156V10L158 11V8L156 9ZM165 7H167V8H165V9H163V6L162 7H160L161 8V10H159L158 11V13L156 14V18H153V21H155L156 19V21L155 22H152L151 21V24H152V26L154 27V29L155 30H158V28H159V26H160V22H162L163 23V21H164V23H163V25H164V29H163V34H164V36H163V39H162V37H161V39H160V37H159V39H160V41L161 40H164V41H167L166 39L168 38V36L172 33H174V30H175V28H173V27H171V24L173 23V17H172V15L174 14V12H175V9L174 8H170V10L168 9L169 7H168V5L167 6H165ZM204 7V6H203ZM6 9H8L7 7H5ZM10 8H11V6H10ZM58 8H56V9H58ZM83 8H85L86 9V7H83ZM151 8V7H150ZM159 8V9H160ZM202 8V7H201ZM234 8V7H233ZM55 9V8H54ZM54 9H53V11H54ZM84 9V10H85ZM88 9H89V7H88ZM92 9V8H91ZM168 9V10H167ZM191 9H195V8H191ZM258 9H259V12H261V9L258 7ZM83 10V9H82ZM83 10V11H84ZM87 10V9H86ZM85 10V11H86ZM94 10V9H93ZM164 10V11H163ZM0 11H2L3 12V10L1 9ZM4 11H5V9H4ZM43 10H41V13H43L42 12ZM47 11V12H46ZM56 11V10H55ZM80 10H78V13L77 12H72V14L71 15H74V16H71L70 18H69V21L66 19V21H68L67 22V24H69V25H67L66 23H65V21H63V22H52L50 25H49V23H47L48 25H46L47 26V28L50 30H47V28L45 29V31H44V29H43V31H41L40 32V34L43 32V34H48V33H51V31H54L53 32V37H56V34H58L57 36L58 37H56L55 39H56V42L55 43H57V40H58V38H59V40H60V37L62 38V40H63V37L65 38L63 41H65L64 43H65V47L67 46L66 45V41H68L69 39H71V38H74V32H75V34H77L79 31L80 32H82L83 33V31H84V33L83 34H85V31L88 33V32H90L89 30H88V28L86 29L85 27L88 25V19H90V17L92 18V16H93V18H94V15H95V12L96 11H94V13L93 14H91L90 15V13L92 12V10L90 11V12H88V15H90V16H88L87 17V20L88 21H85L86 20V18H84L85 20L83 21V19H82V22H80V19H78V18H80V17H82V16H80V13H82L83 11H80ZM102 11V10H101ZM101 11H100V13H101ZM104 11V12H103ZM103 13H102V15H99L100 13H98V14H96L97 15V17H95L97 20H93V24H95V22L97 21V22H100V21H98L99 19L100 20H104L105 18L106 19H108L106 16H108V15H103V14H106V8L104 9L103 8ZM174 11V12H173ZM190 11V10H189ZM16 12V13H15ZM50 12V13H49ZM86 12V13H87ZM107 12H108V10H107ZM138 12V13H139ZM231 12L232 11H230V10H228V9H226L225 10V12H224V14L222 15V17H223V19L224 20H227V19H229L230 18V15H231ZM1 13V12H0ZM4 13V12H3ZM76 13L80 16H78V15H76ZM85 13V12H84ZM97 13V12H96ZM138 13H135V15L136 14H138ZM150 13H151V15H150ZM173 13V14H172ZM39 14V16H40V12L38 13ZM107 14H109V12L107 13ZM140 14V13H139ZM160 14V15H159ZM7 15L8 14H6L5 16L7 17ZM82 15H83V13H82ZM95 15V16H96ZM140 15V16H141ZM145 15V16H144ZM15 16V17H16ZM86 16V15H85ZM99 16V17H98ZM101 16V17H100ZM102 16H105V18L104 17H102ZM139 16V17H140ZM146 16V17H147ZM150 16H151V18H150ZM77 17V18H76ZM109 17V16H108ZM137 18H138V16H136ZM31 19L33 18V17H30ZM99 18V19H98ZM102 18H104V19H102ZM150 18V19H149ZM4 19V18H3ZM2 19V20H3ZM10 19V18H9ZM9 19H8V21H9ZM16 19V18H15ZM31 19H28V20H30V22H31ZM71 19V20H70ZM73 19V20H72ZM75 19H76V21H75ZM79 21H78V20ZM105 19V21H107ZM5 20V23L7 22L8 23V21L6 20V18L4 19ZM3 20V21H4ZM34 20V19H33ZM140 20H142L141 22H140ZM152 20V19H151ZM10 21H11V19H10ZM71 21V23H69ZM78 21V22H77ZM90 21H92V20H90ZM109 21V20H108ZM137 21H138V23H137ZM157 21H160V22H157ZM12 22V21H11ZM11 22H9V23H11ZM34 21H32L31 23H29V25H31L32 23H33ZM77 22V23H76ZM83 22H86V23H84V25H86L85 27L84 26H82L83 25ZM96 22V23H97ZM142 22H144L143 24H142ZM146 22V23H145ZM175 22V21H174ZM3 23V22H2ZM60 24V26H61V23H63V25L60 27L59 26V24ZM78 23L80 24V25H78ZM104 23H109V22H104ZM103 23V21H101V23L100 24H104ZM149 23V22H148ZM257 23H258V21L256 20L253 24H252V26H249V28L250 29H254L255 28V26L257 25ZM58 24V25H57ZM116 24V23H115ZM53 25H56V29H57V31H56V29H55V26H53ZM64 25H65V27L66 26H68L67 28H65L64 29ZM121 25H122V23H121ZM144 25V26H145ZM3 26V25H2ZM51 28H50V27ZM53 26V27H52ZM72 26V27H71ZM74 26V27H73ZM82 26V28H80ZM90 26L92 27V24L90 23ZM89 25H88V27H90ZM94 26V25H93ZM27 27H29V26H27ZM44 27V26H43ZM43 27H41V29L40 30H42V28ZM63 27V28H62ZM84 27V28H83ZM95 27V26H94ZM108 27H109V30H110V28L111 27H113L112 25L110 26V25H108ZM130 27H132V26H130ZM170 29H169V28ZM0 28H1V24H0ZM3 28V27H2ZM31 28V27H30ZM45 28V27H44ZM62 28V30L64 31V30H66V31H64V33L62 32V30H60ZM72 28H74V30H72ZM104 28V27H103ZM141 28V29H140ZM55 29V30H54ZM68 29H70L69 30V32H67L68 31ZM78 29H79V31H78ZM82 29H83V31H82ZM96 29V28H95ZM104 29H106V28H104ZM112 29V28H111ZM189 29V28H188ZM249 29V30H250ZM48 32H47V31ZM91 31H93L92 29H90ZM131 30V31H130ZM59 31V32H58ZM61 31V32H60ZM73 31V32H72ZM107 31H108V29H106V33H107ZM130 31V32H129ZM134 31H136V34H134L135 32ZM191 31H192V33H191ZM224 31H225V29L223 28V30H222V32H221V41L223 40V44L225 45V43H224V39H223V36H224ZM121 32V33H120ZM190 32V33H189ZM196 32V33H195ZM198 32V33H197ZM199 32H201V30H198L197 29V31L196 30H192V29H189L188 30V32H186V34H183L182 35V33H183V31H182V33H176L177 35H179L180 37H182V36H186L188 33L189 34H193V35H191V36H194L195 37V40H196V38H198L197 40H199V39H201L202 40V33L203 32H201V33H199ZM63 33V34H62ZM67 33V34H66ZM137 33L138 34H140L139 35V61L137 62V68H139V71H141V73L139 74V80H140V82H141V80L142 81H144L143 82V84H142V82H141V84H140V82H139V85H138V87H136V89H132L131 90V88H134V86L132 85V87L131 86H129V84H126V85H128L130 88H128L126 85H121V86H124V88L126 87V88H128V89H126L125 88V90L123 89V91H121L122 90V88H121V86H118L119 88L118 89H115V91H114V89H112L113 91H111V93L109 94V91H108V93L106 92L108 89H110V88H112L113 86H114V84H113V82L112 81H114V83L116 82V81H119V76L118 75H116V77L117 78H114L115 76H113V75H110L111 76V78H109L108 77V75H109V72L113 69L114 70V66L116 65V62H117V58H118V61L120 62V58H122L123 59V57L124 56H122V54H123V52L125 51V49H127V47L128 46H130V39H131V41H132V39H134L135 38V36H137ZM68 34H70V35H68ZM114 35V36H112V38H111V35ZM125 34V35H124ZM189 34H188V36H189ZM65 35H68L70 38L69 39H66V37L68 38V36H65ZM72 35V36H71ZM126 35H128V38L126 37ZM198 35V36H197ZM200 35V36H199ZM60 36V37H59ZM63 36V37H62ZM77 36L79 37L80 35H78L77 34ZM77 36H76V38H77ZM97 36V35H96ZM120 36H122V37H120ZM130 36L132 37V38H130ZM160 36V35H159ZM108 37V36H107ZM143 37H144V35H143ZM193 37V38H194ZM113 38H115V39H113ZM140 38H142V39H140ZM100 39V40H99ZM122 39V41H120V40ZM102 40H103V42H102ZM105 40V41H104ZM124 40V41H123ZM204 40V39H203ZM76 41L77 40H75L74 39V42L76 43ZM115 41H118V42H115ZM128 41H129V43H128ZM143 41V42H142ZM148 41H149V43H148ZM96 42V43H95ZM100 42V43H99ZM106 42V43H105ZM123 42V43H122ZM134 42V40L132 41V43ZM140 42H142V43H140ZM148 44H147V43ZM152 42L154 43V44H152ZM163 42V41H162ZM49 43H51V41L49 42ZM69 43H70V40H69ZM68 42H67V44H69ZM71 43H72V45L74 44L73 43V41H72V39H71ZM70 43V44H71ZM120 43H121V46L122 47H126L125 49H123V51H122V47H119V45H120ZM165 43V42H164ZM254 44V45H252V46H257V45H255V43L254 42H251V41H249L247 44ZM69 44V45H70ZM86 44H88V48L86 47L87 45ZM96 44H98V45H96ZM129 44V45H128ZM152 44V45H151ZM155 44H157V45H155ZM162 44V43H161ZM208 44V45H207ZM64 45V44H63ZM96 45V46H95ZM109 45V46H108ZM128 45V46H127ZM86 47V48H82V47ZM92 46V47H91ZM99 46V47H98ZM104 46V47H103ZM118 46V47H117ZM243 46H245V45H243ZM89 47H90V49H89ZM101 47H102V49H101ZM110 47V48H109ZM112 47V48H111ZM147 47V48H146ZM199 47V48H198ZM79 48H82V50H78ZM104 48V49H103ZM114 48H116V50L114 49ZM129 48V47H128ZM191 48H189V49H191ZM194 48H195V50H194ZM197 48V49H196ZM84 49H87V50H84ZM110 49H114V52H111L112 50H110ZM152 49V50H151ZM188 49V48H187ZM200 49V50H199ZM99 50V51H98ZM107 50H108V52H107ZM155 50V51H154ZM161 50V51H160ZM83 51V52H82ZM85 51V52H84ZM98 51V52H97ZM105 52L106 53V55H105V53L103 54V52ZM115 51H116V53L119 51L120 53L118 54H116L115 53ZM145 51V52H144ZM187 51V50H186ZM189 51H191V50H189ZM4 51H1V54H0V64L1 65H3V67L0 65V76L2 77L3 76V78H1L0 77V83H2L3 85H1L0 84V91H3V90H5L6 91V89L5 88H8L9 89V86H10V88H11V83L9 84V86H7L6 84V82L8 81V78H9V76L11 75L12 76V74H14L15 72H19V71H21L23 68H18V69H16L15 70V68H12V66H14L15 65V67L17 68V66L19 67V64H17V62L16 61H14V59H13V57L11 56V55H9V56H11L10 58V60H8L9 59V56L7 55L6 56V53H5V55H3L5 58H6V60H5V58L4 57H2V54H4L3 53ZM80 52H82V53H80ZM95 52H96V54H95ZM101 52V53H100ZM152 52H153V55H152ZM157 52V53H156ZM199 52V53H198ZM82 54V55H80V54ZM99 53V54H98ZM107 53H108V55H107ZM111 53V54H110ZM115 53V54H114ZM122 53V54H121ZM147 53L149 54V55H147ZM191 53V54H190ZM76 54H77V56H76ZM102 54H103V57H104V59L102 58ZM113 54V55H112ZM151 54V55H150ZM177 54V55H176ZM80 55V56H79ZM83 55H85V57H83L82 58V56ZM99 55H101V56H99V58L97 59V57ZM111 57H110V56ZM120 55H121V57H120ZM181 55V54H180ZM107 56V57H106ZM115 56V57H114ZM138 56L136 57V59H138ZM150 56V57H149ZM156 56V58H154ZM185 56V57H184ZM60 57V56H59ZM70 57V58H71ZM126 57V56H125ZM178 57V58H177ZM183 57H184V59H183ZM2 58H4V60L2 59ZM56 58H57V56H56ZM79 58V59H78ZM94 58V59H93ZM95 58H96V60H95ZM110 58H111V60H110ZM113 58H114V60H115V65H114V60H113ZM160 58H161V60H160ZM189 58V59H188ZM79 60L78 61V63H80V61H82V59H84L83 60V64L82 63H80V64H77V61L76 60ZM104 60V62L102 61L101 62V60ZM105 59H106V61H105ZM107 59H108V61H110L109 63H108V61H107ZM141 59V60H140ZM173 59H177V60H174L173 61ZM182 59V60H181ZM11 60H13V61H11ZM49 60V59H48ZM48 60H46L45 62H47ZM51 60V59H50ZM60 60H62V59H60ZM112 60H113V62H112ZM154 62H157V63H159V64H157V66H156V64L154 63L153 65H152V62L153 61ZM3 61V62H2ZM10 61H11V63H10ZM85 61H89V63H85ZM91 61H93V62H91ZM98 61V62H97ZM136 61V60H135ZM162 61V62H161ZM16 62V63H15ZM101 62V63H100ZM108 63V69H107V66H106V64L105 63ZM250 62L251 61H249V64H248V60L245 62H243V61H239V63L238 62H236V63H234L233 65H230V77H232L231 79H233L234 81H233V84H235V86L237 87L236 89H235V92L236 93H243V95H245V96H242L241 97V100L242 101H253L254 100V98L256 99V96H257V92H258V90L260 89V84H259V81H260V79H259V81H258V83H256V80H258V77L255 79V82L253 83V81L252 80H254V77H255V75H254V72L252 71L253 69H254V66L253 65H251L250 64ZM40 63H42V62H40ZM85 63V64H84ZM92 63V64H91ZM118 63V62H117ZM135 63V62H134ZM139 63V64H138ZM161 63V64H160ZM170 63H171V66H170ZM173 63V64H172ZM181 63V64H180ZM14 64V65H13ZM17 64V65H16ZM39 64V63H38ZM91 64V65H90ZM96 64H97V66H96ZM100 64V65H99ZM101 64H103V66H101ZM127 64H129V63H127ZM126 64V65H127ZM136 64V63H135ZM140 64H141V66H140ZM41 65V64H40ZM39 65V66H40ZM68 65V66H67ZM85 65H86V68H87V66L89 67V68H83V67H85ZM112 65V69H110V66ZM114 65V66H113ZM152 65V66H151ZM169 65V66H168ZM9 66H10V68H12V69H10L9 68ZM36 66V65H35ZM94 66V67H93ZM100 66V67H99ZM132 66L134 67V68H136V65L134 66V64H132V65H128V67L127 68H124V71H126L125 72V76H126V73H127V71H128V68L129 67H131V69H130V74H134V72H135V70H134V72H133V69H132ZM146 66V70H148V67H149V70H148V72L151 70L152 72H154L152 75H150L151 74V72L150 73H148V72H145L146 70H145V68H144V70H143V67H145ZM231 66H233V67H231ZM6 67V68H5ZM38 67V66H37ZM67 67H69L68 69H67ZM105 68V71H104V68ZM158 67V68H157ZM189 67V68H188ZM191 67V68H190ZM61 68H62V71H63V73L61 72V74H63V79L65 80V82H66V84H67V81L69 82L67 85H63V83H64V81L62 80V76L60 77V71H61ZM93 68V69H92ZM96 68H99V69H96ZM102 68V69H101ZM153 68V69H152ZM166 68L164 69V71H166ZM56 69H58L59 70V73H58V71L56 70ZM71 69H72V65H71ZM97 70V71H92V70ZM107 69V70H106ZM110 69V70H109ZM154 69H156V71H157V69H158V71H157V73L159 72V75L160 76H157V73L155 74V70ZM3 70H4V74H3ZM6 70V71H5ZM7 70L9 71V72H7ZM48 70V69H47ZM53 70H54V68H53ZM83 70V71H82ZM88 70V71H87ZM167 70H168V68H167ZM193 70V71H192ZM78 71V72H77ZM80 71H82V72H80ZM105 72V77H104V72ZM6 72V73H5ZM11 72V74H9ZM53 73V75H51L50 76V73ZM75 72V73H74ZM92 74H91V73ZM100 72V73H99ZM161 72H162V74H161ZM253 72V73H252ZM56 75H58L59 77L58 78H61L60 79V81H61V84L59 83L58 84V78L56 79V81L55 80H53V79H55V74ZM58 73V74H57ZM70 73V74H69ZM72 73H73V77H74V75H75V77H74V79H72L73 81H69V77L67 76V75H70V77L71 78H73L71 75H72ZM6 74V75H5ZM64 74H66L65 75V78H64ZM88 74V75H87ZM89 74H90V76H89ZM102 74H103V77H102ZM127 74H129V73H127ZM147 74V75H146ZM148 74H149V76H148ZM186 74V75H185ZM101 75V76H100ZM107 75V76H106ZM122 76V77H124V78H132L130 75H128V77H125V76ZM188 75V76H187ZM45 76L46 77H49V80H48V78H46V79H44L45 78ZM52 76H53V79H52ZM130 76V77H129ZM8 77V78H7ZM69 79H68V78ZM98 77H99V79H98ZM102 77V78H101ZM140 77H143V78H140ZM145 77V78H144ZM147 77V78H146ZM151 77H152V79H151ZM155 77H157V78H155ZM167 77L169 78V81L171 80V77L172 78H174L175 77V79H174V84L175 83H177L178 81H180V79H182L183 80V82L184 83H182V86L180 87V85H181V82H182V80H181V82H180V85H179V87H180V90H177L175 87H177V86H174V84H172L173 85V88H171V85H169V88H168V84H167V82H168V80H167V82H166V84L164 83V80L163 79H167ZM184 77V78H183ZM4 78L6 79V80H4ZM10 78H13V80H15L14 79V77H10ZM9 78V79H10ZM39 78V79H38ZM51 78V79H50ZM78 78L80 79V80H82L83 79V81H79L78 80ZM159 78V79H158ZM178 78V79H177ZM1 79H3V81L1 80ZM18 79V78H17ZM19 79H21V78H19ZM109 79H111V81H109V83H111L112 85H111V87L109 86V83H108V80ZM116 81H115V80ZM120 79H121V77H120ZM148 80L149 82H147L146 80ZM154 79V80H153ZM11 80V79H10ZM43 82H42V81ZM52 80V81H51ZM93 80H94V82H93ZM156 80V81H155ZM173 80V79H172ZM178 80V81H177ZM2 81V82H1ZM50 81V82H49ZM54 81V82H53ZM59 81V82H60ZM75 81V82H74ZM152 81V82H151ZM153 81H154V87H155V89H153L154 87H153ZM10 81H8V83H9ZM37 82V83H36ZM76 82V83H77ZM89 82V81H88ZM102 82V83H101ZM252 82V83H251ZM169 83V82H168ZM172 83V81L170 82V84ZM260 83H261V81H260ZM58 84V85H57ZM5 85H6V87H5ZM52 85V84H51ZM105 85H106V87H105ZM116 85V87L115 88H117V84H115ZM175 85H177V84H175ZM185 85H187V86H185ZM56 86H54L55 88L54 89H56L57 90V88H60V86H58L57 88H56ZM70 86H71V84H70ZM85 86V87H84ZM148 86V87H147ZM222 86V87H221ZM36 87V89L35 90H37V91H41V92H43V90H42V86H41V88H39V90H38V88ZM47 87H49V86H47ZM108 87V88H107ZM110 87V88H109ZM178 87V88H179ZM248 87H251V92H247V91H249L247 88ZM2 88V89H1ZM13 88V87H12ZM70 88V87H69ZM81 88V89H80ZM121 88V90H119ZM148 88V89H147ZM8 89H7V91L6 92H8ZM32 89V90H33ZM41 89V90H40ZM77 89H79L77 92H76V90ZM87 89V90H86ZM104 89H106V91H104ZM163 89V90H162ZM185 89H186V91H188V93L189 92H192V93H194L196 96H195V99H194V102L193 101H190V99H189V101L188 102H184L183 104H184V106H183V108L182 109H180V108H177L176 106H174L173 104H175L176 103V101H172V100H175L176 98H179L180 99V97L182 98V95H184L185 94ZM188 89V90H187ZM13 90V89H12ZM28 90H30V88H28ZM28 90H24V91H22V94L24 95H22L23 96V98L25 97V95L26 94H28L27 96H29V93H30V95H31V93L32 92H30V91H28ZM75 90V91H74ZM111 90V89H110ZM119 90V91H118ZM133 90H135L134 92H133ZM150 90H151V92H150ZM156 90V91H155ZM167 90V91H166ZM5 91H3V92H5ZM14 91V90H13ZM25 91H27L26 93H25ZM34 91V90H33ZM62 91V90H61ZM71 91H74V93L72 92V94H71ZM96 91V92H95ZM104 91V92H103ZM131 92V93H129V92ZM159 91V92H158ZM5 92V93H6ZM12 91L10 90V93H11ZM40 92V93H41ZM60 92V93H59ZM101 92V93H100ZM106 92V93H105ZM117 92H118V94H120V95H118L117 94ZM120 92V93H119ZM164 92V93H163ZM176 92V93H175ZM3 93V95H4V97H6L7 95H8V93ZM15 93V92H14ZM34 93H35V91L33 92V95H34ZM37 93V92H36ZM35 93V94H36ZM98 93V94H97ZM112 93H113V95H112ZM126 95H125V94ZM157 93V94H156ZM182 93V94H181ZM248 93V94H247ZM257 93V94H256ZM1 94V93H0ZM38 94V93H37ZM59 94V95H58ZM68 94H70V96L68 95ZM97 94V95H96ZM130 94V95H129ZM133 94V95H132ZM137 94H139V95H137ZM10 95V94H9ZM13 94L11 93V97H13L12 96ZM18 94H16L15 93V95H14V97H19V96H17ZM19 95H20V92H19ZM21 95H20V98H22L21 97ZM93 95V96H92ZM109 95H110V97H109ZM124 95V96H123ZM128 95V96H127ZM132 95V96H131ZM137 95V96H136ZM147 95V96H146ZM170 95V96H169ZM177 95V96H176ZM1 97H2V95H0ZM9 96V97H10ZM26 96V97H27ZM69 96V97H68ZM126 96V97H125ZM131 96V97H130ZM176 96V97H175ZM179 96V97H178ZM0 97V99L3 101L4 99H2ZM8 97V96H7ZM31 96H29V97H27V99H26V101H32V100H34L33 98L35 97H31L32 99L30 100V99H28V98H30ZM36 97H38L37 95H36ZM36 97H35V99H36ZM113 97H116V98H114V100H113ZM122 97H124V98H122ZM172 97H174V98H172ZM240 97V96H239ZM239 97H238V99H239ZM102 98V99H101ZM122 98V99H121ZM128 98V99H127ZM129 98H131V99H129ZM141 98V99H140ZM164 98H166L167 99V101H164V100H166V99H164ZM7 98H5V100H6ZM16 99L17 98H15V102H20V99H18L17 101H16ZM25 99V98H24ZM24 99H21V101H23ZM66 99V100H65ZM75 99V100H74ZM110 99V100H109ZM138 99H137V101H138ZM143 99V100H142ZM153 99H154V101H153ZM184 99V98H183ZM182 99V100H183ZM0 100V101H1ZM9 100H11V99H9ZM104 100V101H103ZM128 100V101H127ZM131 100V101H130ZM177 100V99H176ZM193 100V99H192ZM240 100V99H239ZM1 101V102H2ZM25 100H24V102H26ZM54 101V102H53ZM68 101V102H67ZM120 101V102H121ZM125 101H127V102H125ZM148 101V102H147ZM156 101V102H155ZM158 101H160V102H158ZM164 101V102H163ZM170 101V102H169ZM172 101V102H171ZM233 101V100H232ZM1 102H0V106H3V105H5V104H1ZM10 102H14V100H13V98H12V100L10 101ZM55 102H57V105H56V103ZM97 102V103H96ZM99 102H100V104H99ZM150 102V103H149ZM159 104H158V103ZM172 105H169V103ZM5 103V102H4ZM6 103H9L8 102V100H7V102ZM21 103V102H20ZM53 105H52V104ZM55 103V104H54ZM106 105H105V104ZM108 103L110 104V105H108ZM60 104V105H61ZM67 105V109H66V106H63V105ZM69 104H72V105H70V106H72V108L70 107V109H68L69 107H68V105ZM75 104V105H74ZM152 104H154L155 106H153ZM157 104V105H156ZM54 105H56V106H54ZM92 105V106H91ZM143 105V106H142ZM147 105V106H146ZM149 105H152L153 107H151V106H149ZM165 105V106H164ZM85 108H84V107ZM159 106V107H158ZM173 106H174V108H173ZM38 108H40V106L38 105L37 106ZM93 107V108H92ZM99 107V108H98ZM109 107V108H108ZM113 107H114V105H113ZM170 107V108H169ZM34 108V107H33ZM38 108H36L37 109V111H36V114H37V112H39L38 111ZM47 108V107H46ZM77 108V109H76ZM80 108V109H79ZM94 108H96L95 110H94ZM101 108V110L102 111H100L99 109ZM104 108V109H103ZM107 108H108V110H107ZM149 108V109H148ZM151 108V109H150ZM177 108V109H176ZM63 109V110H64ZM72 109V110H71ZM73 109L75 110V112H73ZM157 109H159V110H157ZM161 109V110H160ZM173 109V110H172ZM178 109H180V111L178 110ZM62 110V111H63ZM77 110V111H76ZM92 110V111H91ZM97 110H99V111H97ZM103 110H105V111H107V113L105 114V111H104V113H103ZM54 111V112H53ZM147 111V112H146ZM176 111V112H175ZM72 112V113H71ZM97 112H99V113H97ZM150 112V113H149ZM177 112H179V113H177ZM210 112V113H209ZM50 113V112H49ZM48 113V114H49ZM64 113H65V115H67L66 117H68L67 119H69V121H67V119H65L66 117L64 116ZM74 113H75V115H74ZM97 113V114H96ZM104 114V116L106 115V117L104 118L103 117V115L102 114ZM39 114H40V117H39ZM100 114V115H99ZM151 114L149 115V116H151ZM159 114V115H158ZM163 114V116H160V115H162ZM17 116L19 115H21L20 113H17L16 114ZM43 115H45V116H43ZM50 115V114H49ZM49 115H47L48 117H49ZM61 115V116H60ZM91 115V116H90ZM108 115V116H107ZM144 115V116H145ZM165 115V116H164ZM168 115V116H167ZM177 115V116H176ZM41 116H43V117H41ZM46 116V117H47ZM62 116H64V118H62ZM84 116H85V118H84ZM111 116V115H110ZM161 117V118H159V117ZM176 116V117H175ZM36 117V116H35ZM40 119H39V118ZM53 117V118H52ZM82 117V119H79V118H81ZM96 117V118H95ZM152 118H153V116H151ZM150 117V119H152ZM162 117H165V118H163L162 119ZM172 117V118H171ZM11 118H14V117H11ZM71 118V119H70ZM88 118V119H87ZM97 118H98V120H97ZM107 118V119H106ZM157 118V119H156ZM171 120H170V119ZM32 119V118H31ZM41 120V119H43V120H41V122H38L39 120ZM45 119H47V120H45ZM63 119H65L64 121H63ZM77 119V120H76ZM90 119V120H89ZM105 119V120H104ZM47 121V122H45V121ZM88 120V121H87ZM104 120V121H103ZM152 120V121H153ZM219 120V121H218ZM80 121H82V123H80ZM90 121V122H89ZM96 121V122H95ZM98 121H100V122H98ZM103 121V122H102ZM108 121V120H107ZM106 121V122H107ZM4 123H3V125H5V127H6V124H7V122L6 121H3ZM66 122V123H65ZM94 122V123H93ZM99 123V125H98V123ZM148 122V123H147ZM219 124H218V123ZM34 124H36V122H33ZM46 123H47V125H46ZM69 123V124H68ZM89 123V124H88ZM91 123V124H90ZM96 123V124H95ZM143 123V122H142ZM51 124V125H50ZM66 124H68V126H69V128H70V130L69 129H67L68 128V126L66 125ZM160 124H163L162 126L160 125ZM54 125V126H53ZM85 125V126H88V127H85L84 126V128H83V126ZM90 125V126H89ZM103 125V124H102ZM148 125V126H147ZM156 125V126H155ZM93 127V129H92V127ZM161 126V127H160ZM179 126V127H178ZM210 126V127H209ZM213 126V127H212ZM216 126V127H215ZM45 127V128H46ZM79 127V128H78ZM96 127L98 128V129H96ZM102 127V126H101ZM215 127V128H214ZM87 128H88V130H87ZM145 128V129H146ZM160 128V129H159ZM153 129V130H154ZM178 129V130H179ZM208 129H209V132H208ZM62 130H64V129H62ZM168 130V131H167ZM213 130H212V132H213ZM72 131V132H71ZM86 131H84V132H86ZM83 132V133H84ZM174 132V133H175ZM215 133V132H214ZM241 138V136H238V138L237 137H233V139H231V138H227L226 139V141H227V147L226 148H223L221 151L219 150L218 152H219V154L218 153H216V150H215V148H212V150H211V144H215V145H219V144H221L222 143V141H218L216 138L215 139H212V140H208L207 141V138H206V141H205V143H203V147H204V151H202V153H200V155H198L197 157H198V159H202V160H205L206 162H208L209 161V163L211 162V168H213V169H216L218 172H222V171H224V170H226V171H224L225 172V175H224V172H222L221 174V178H222V180L224 179L225 180V178H226V180H225V184H227L228 185V183H230V182H232L233 183V181H230V179L231 180H235L236 181V174H233L232 173V171L230 170L229 171V169H228V167L230 168V166H224L223 164H224V162H223V160H224V158H231L232 159V162H233V160H234V162H235V160L236 159H239L238 157H241V158H246L245 160L247 161V159L249 160V159H251V157H249L248 155L250 154V152H251V155H255V153H254V151H253V148H247L246 149V151H241L242 153H240V152H237L238 151V149H240V144H242L241 142V140H239ZM5 141H2V145H3V147L0 145V147H1V151L0 152H2V157H4V159L6 160V157H7V155H8V153H10V154H14L13 153V151H14V148L15 147H13L12 149H11V147L8 149L7 148V150H2L4 147L6 148V144H9L8 142H11V141H8V142H6V143H4ZM212 142V143H211ZM215 142V143H214ZM221 142V143H220ZM13 143L15 144V142H12V144L11 145H13ZM17 143V142H16ZM39 143V142H38ZM38 143H36V144H38ZM41 144H42V142H40ZM152 143V144H151ZM151 143H149L152 147L150 148L149 146V144H145L146 146H141V145H139V153L142 151V152H144V150H145V152H150L151 150H155V148H156V150L157 149H160L159 147H161V144H155V143H153V142H151ZM226 143V142H225ZM9 144V145H10ZM36 144L35 145H32L31 147H30V149H28V151L29 152H27V154L29 153V154H31V156H29L31 159L34 157V156H36V158H33L32 159V161H34L33 162V164L31 165V163L30 162H32V161H28L27 159H29V157H28V155H26L27 157H25V155H23V156H20V155H16L15 157H17V156H19L21 159H18V160H20V162L17 160V163L18 164H20L21 163V160L23 159V158H26V160H27V162H29V163H27L26 161H24V159H23V163L25 162L26 164H29V165H27V166H29V167H27V168H29V169H31V170H33V168L32 167H34L35 165H39V167L41 168L42 166L41 165H43V164H45V165H48V161H49V164L50 163H54V161H55V163L54 164H59L60 166L63 164V166H66L67 164H69L70 162H71V167L73 168V169H71V170H73V171H71L72 173L73 172H75V175H76V172H77V170L79 171V170H82L83 169V171L85 172V174L86 175H88L89 176V174H90V176H91V172L90 171H92V172H94V169L92 170V168L90 169V171H87V169L89 168V167H87L86 166V163H80V162H84L83 161V159L82 158H86L87 156H84V157H78V155H81V154H84V153H80L79 154V152H82L83 150L82 149H77L76 148V150H78L77 152H75V150H73V149H69V147L67 148V147H65V145H63L62 147H60V150H61V152H60V150H59V148H57L58 146L56 145V146H52L53 147V149H52V147L51 146H49L51 149H52V152H51V149L48 147V151H47V148L44 146V145H42L41 146V144H39V145H37L36 146ZM44 144V143H43ZM46 144V143H45ZM204 144H206V145H204ZM16 145V144H15ZM15 145H13V146H15ZM31 145V144H30ZM48 145V144H47ZM156 145V146H155ZM159 145V146H158ZM208 145V146H207ZM210 145V146H209ZM8 146V145H7ZM36 147V148H33L32 149V147ZM44 146V147H43ZM148 146V147H147ZM56 147V153H55V148ZM66 148V149H68L73 155H75V159H76V156H77V158L78 159H76L75 161L73 160L74 158H72V157H74L72 154H69V152H68V150H63L62 151V149L63 148ZM162 147H163V145H162ZM161 147V148H162ZM164 147H167L166 145H164ZM210 148V149H209ZM33 151H32V150ZM225 149V152L223 151ZM248 149H250V150H248ZM46 150V151H45ZM57 150H58V155H57ZM72 150H73V152H75V153H77V155L75 154V153H73L72 152ZM148 150V151H147ZM150 150V151H149ZM215 150V151H214ZM233 150H235V151H233ZM9 151V152H8ZM12 151V152H11ZM37 151V152H36ZM66 151V152H65ZM127 151H129V152H127ZM211 151V152H210ZM226 151H227V153H226ZM15 152H16V150H15ZM33 152H35L34 154H33ZM49 152V153H48ZM125 151H123V153H124ZM137 151L135 150V149H132V150H126V152L125 153H128V155H126L125 153V157L123 156V153H118V154H120V155H114L113 153H112V155L114 156H111V155H108L107 156V158H106V156H105V160L107 161V162H109L108 160H110L112 157V159L111 160H114L116 157L115 156H117V158L119 159V162H115L114 161V164H112L113 163V161L111 162L110 161V163L112 164H110L111 166V168L114 166V165H116L115 163H117V165H116V168H119V167H121V166H123L124 164H126V163H128V161H130V157H131V159H132V157H133V155L136 153ZM226 153L227 155H230V156H224L225 154H222L221 155V153ZM253 152V153H252ZM7 153V154H6ZM55 153V154H54ZM64 153V154H63ZM66 153V154H65ZM213 153H214V155H213ZM239 153V154H238ZM4 154V155H3ZM47 154V155H46ZM49 154V155H48ZM51 154V155H50ZM60 154V155H59ZM68 154V156H69V158H68V156H65V155H67ZM178 154V152L176 153V155ZM209 154V155H208ZM34 155V156H33ZM53 155H54V157H53ZM62 155H63V157H62ZM72 155V156H71ZM136 155V154H135ZM137 155H138V152H137ZM183 152L181 153V151H179V154L177 155V157H176V162H177V165L178 164H182L185 160H187V158L185 159V158H183ZM236 155V156H235ZM253 155V156H254ZM9 157L8 158H10V157H14V155H12V156H10V155H8ZM33 156V157H32ZM45 156H46V159L44 160V158H45ZM52 156V157H51ZM60 156V157H59ZM71 156V157H70ZM95 156V155H94ZM94 156H92V157H90V162H96V161H99V158H101V160L99 161V162H97V163H101L102 162V159H104V158H102V157H94ZM97 156V155H96ZM99 156V155H98ZM120 156V157H119ZM122 156V157H121ZM210 156V157H209ZM1 157V155H0V160L1 161H3V164H0V167H2L3 168V166L2 165H4V159ZM14 157V158H15ZM65 157H66V159H67V161H69L70 160V158L72 159V160H70V162L69 163H66V159H65ZM111 157V158H110ZM181 157H182V160H181ZM204 157V158H203ZM224 157V158H223ZM8 158H7V160H8ZM18 158V157H17ZM17 158H15V159H13V158H10L11 159V161H7L8 162V164H7V162H5V165L7 166V165H9V162H12L13 163V161H14V163L16 162V159ZM42 158H43V160H42ZM49 158H51V159H49ZM58 159V160H56V159ZM64 159V160H62V159ZM92 158V159H91ZM95 158H97V159H95ZM116 158V159H117ZM123 158V159H122ZM3 159V160H2ZM9 159V160H10ZM31 159H29V160H31ZM80 159H82V160H80ZM87 159H88V157H87ZM125 159V160H124ZM179 159V160H178ZM13 160V161H12ZM39 160L40 161H43V162H39ZM63 162H61V161ZM80 160V161H79ZM96 160V161H95ZM104 160V161H105ZM121 160H122V162H121ZM184 160V161H183ZM38 163H37V162ZM53 161V162H52ZM57 161H60V162H57ZM36 162V163H35ZM45 162V163H44ZM75 162V163H74ZM77 162V163H76ZM179 162V163H178ZM12 163H10L11 165H12ZM22 163V164H23ZM24 163V164H25ZM35 163V164H34ZM40 163V164H39ZM103 163V162H102ZM101 163V167H102V169H105V167H106V162H104L105 164L103 165ZM119 163V164H118ZM223 163V164H222ZM16 164V163H15ZM22 164H20V168L17 166V168H16V166H11V167H15V169H12V171H10V172H8V175H7V177H9L10 176V174L12 175V176H10V178L11 177H13V175L16 173L17 174V172L19 171H17V169H22V167L24 166V164L22 165ZM53 164V165H54ZM66 164V165H65ZM77 167H75L74 165ZM82 164H85V165H83L84 166V168H83V166H82ZM22 165V166H21ZM31 165V166H30ZM34 165V166H33ZM45 165H43V166H45ZM78 165H80L79 167H78ZM107 165L109 166V164L107 163ZM120 165V166H119ZM62 166V167H63ZM87 168H86V167ZM99 166V165H98ZM99 166V167H100ZM105 166V167H104ZM107 166V168L109 169L110 167H108ZM118 166V167H117ZM35 167H38V166H35ZM46 167V166H45ZM58 167V166H57ZM75 167V168H74ZM101 167H100V169L99 168H97V170L99 169V170H101ZM115 167V166H114ZM210 167V166H209ZM2 168H0V170L2 169ZM25 168H26V165H25ZM53 168H54V166H53ZM55 168H56V166H55ZM107 168H106V170H107ZM110 168V169H111ZM116 168H114V170L116 169ZM246 168V169H245ZM254 168V169H253ZM10 169V168H9ZM75 169H77L76 171H75ZM108 170V172H111V170L113 171V168L111 169V170ZM182 169V168H181ZM11 170V169H10ZM13 170H14V172L15 173H12L13 172ZM17 172H16V171ZM23 170H24V172L23 173H28V171L26 172V170L27 169H24L23 168ZM106 170H102L101 172H102V174H105L106 172ZM222 170V171H221ZM228 170V171H227ZM244 170L246 171H244V173L246 174H249V175H251L253 172H254V170H255V165L253 166L251 163H248L245 167H244ZM30 171V170H29ZM65 171V170H64ZM69 171V174H72L71 172ZM96 171V170H95ZM87 172H89V174H87ZM97 172V171H96ZM101 172H97V173H93V175H94V177H95V175H96V177H97V174L98 173H100L99 175H100V177H98V179H102L103 177L105 178V176H106V178H109V177H107L108 175V173H106V175L105 176H101L102 174H101ZM181 172H183V170H179V171H177L176 172V174L177 173H181ZM230 173V174H229ZM235 173V172H234ZM16 174H15V177H18V174H17V176H16ZM32 174V173H31ZM74 174V173H73ZM175 174V175H176ZM246 174V175H247ZM30 175V174H29ZM92 175V176H93ZM98 175V176H99ZM92 176H91V178H92ZM224 176H226V177H224ZM228 176V177H227ZM230 176V177H229ZM231 176H233V177H231ZM14 177V178H15ZM78 178V176H75V178ZM87 177V176H86ZM85 177V180H83V179H80V178H82V176H80V178H78V180H83V181H79V182H83V185H77L76 183L75 184H71V183H69V185L71 184L73 187H75L76 185L77 186H79V187H82V189H90L91 187L90 186H88V184H85L87 181H86V178ZM93 177V178H94ZM74 178V176H73V178H70L71 179V181H72V179H73V181L74 182H78V180L77 179H75ZM89 178V177H88ZM92 178V179H93ZM103 178V179H104ZM16 180H17V178H15ZM75 179V180H74ZM13 180V179H12ZM228 180V181H227ZM18 181V180H17ZM21 181V180H20ZM86 181V182H85ZM13 182H14V185H15V183L17 184V182H15V180H13ZM25 183V182H24ZM88 183L89 184H92L93 183V181H92V183H90V181H88ZM84 186V187H83ZM87 187V188H86ZM61 189V188H60ZM69 191V190H68ZM71 191V190H70ZM69 191V192H70ZM189 192V191H188ZM196 192H194V191H192L191 193L189 192V193H186V195H188L189 197L191 196V195H193V194H195ZM197 194V193H196ZM195 194V195H196ZM173 197H175V196H173ZM208 198H204V199H201V202H202V200L203 201H208L207 203L206 202H202V203H204V206H205V203L206 204H208V206H209V201H212L211 199L209 200H207ZM74 203H76L75 201H73ZM73 202H71V206L69 205V208H73L72 206H75V204L73 205ZM185 202V203H184ZM184 202H182V203H179V205H177L178 206V208L180 209L179 211L180 212H183V211H187V210H189L190 211V209H195V207H194V205H195V203L194 202H189V201H184ZM189 202V203H188ZM260 204H259V203ZM188 203V204H187ZM191 203H192V205H191ZM194 203V204H193ZM76 204H78V203H76ZM183 204H184V206H183ZM211 204V203H210ZM93 205H96V203L95 204H93V203H91L90 204V206H93ZM181 205V206H180ZM213 205V204H212ZM211 205V206H212ZM217 206H215V204L212 206L213 207V209L210 207V211H207L206 210V208H208L209 209V207H207V206H205V208L204 207H202L203 209H205L206 211H207V218L208 217H210V218H213V216L215 215H218V214H216V213H220V211H218V212H216L217 210H219L221 207H220V205L218 206V204H216ZM256 206L254 207V216H256V217H254V216H252V217H250L249 219H251L252 220V218H253V220H259L260 221V219L262 220V219H264V203H263V201L261 200V199H259L257 202H256V204H255ZM183 206V207H182ZM189 206V207H188ZM192 207V208H191ZM219 209H218V208ZM233 208V209H232ZM231 208V213H236V210H237V208L236 207H232ZM185 209V210H184ZM78 210V209H77ZM214 210V211H213ZM79 211V210H78ZM84 211V210H83ZM82 211V212H83ZM49 212V210L46 212V210H45V212L43 213V217H42V215L40 216V218H39V224L38 225H45V226H48L49 224H50V222H51V224L50 225H52V227L54 226L53 224H54V221H56L55 222V224H59L60 225V228L62 229V231L63 232H69L70 231V229L67 227L66 228V223L64 222V220L61 218V220H60V218H59V216L57 217V213H55V212H50L49 214H48V216H50V220L49 219H46V218H48V216H47V213ZM82 212H79V213H82ZM46 213V214H45ZM56 214V215H53V216H51L52 214ZM75 213H77V211L75 212ZM82 214H85L86 215V213H82ZM251 215H253V214H251ZM44 216H45V218H44ZM47 216V217H46ZM78 217L80 216V214H78L77 215ZM84 216V215H83ZM82 216V217H83ZM212 216V217H211ZM234 216V215H233ZM259 216V217H258ZM53 219H52V218ZM85 217V216H84ZM87 217V216H86ZM41 218H42V220H41ZM58 218V219H57ZM182 218V217H181ZM45 219V220H44ZM58 221H57V220ZM241 219V218H240ZM49 220V221H48ZM60 220V221H59ZM63 220V221H62ZM179 220H182L181 222H179L178 224H177V226H181V224H185V223H187L188 221L187 220H185V219H179ZM52 222H53V224H52ZM59 222V223H58ZM63 222V223H62ZM47 225H46V224ZM49 223V224H48ZM64 224L63 226H61V224ZM57 226V227H56ZM183 226V225H182ZM183 227H185V228H182L183 229V231H184V229H186L187 227L186 226H183ZM53 228H59V226L58 225H55V227H53ZM60 228L59 229H57V231H61L60 230ZM64 228H66L67 229V231H64L65 229ZM181 228V227H180ZM259 229H263V226H261V227H259ZM69 230V231H68ZM181 230V229H180ZM182 231V230H181ZM164 232V233H163ZM162 233H160L161 234V236H160V234H157V236L155 235V234H153L154 235V237L153 236H149L150 238H148V243L147 242H145V245H143L142 246V248L140 247L139 248V250H137L138 251V253H139V255L142 253V251L144 250V249H146V246H147V248L150 246V247H152L151 245L153 244V245H156L157 243V245H159L160 243H162V241H166L167 239H169L168 238V235H167V233L165 232V231H163ZM166 233V234H165ZM181 233V232H180ZM183 233V232H182ZM162 234H163V238H162ZM166 236H165V235ZM186 234H185V231H184V233L183 234H181L180 236H179V238H180V240H179V243H178V249H179V251H181V250H183V242H184V239H185V236ZM159 236V237H158ZM182 236V237H181ZM185 236V237H184ZM61 237H62V235H61ZM167 237V238H166ZM161 238L163 239V240H161ZM164 238H165V240H164ZM158 239V240H157ZM156 240H157V242H156ZM161 242H160V241ZM152 241V242H151ZM163 242V243H164ZM152 243V244H151ZM70 245H73L72 243L70 244ZM144 247V248H143ZM177 249V250H178ZM129 252V251H128ZM128 252H126L127 253V255H124L125 253H123L121 256H120V261H119V263L117 262V264H134V261H136V259H137V257H138V254H137V252L135 251L134 253L132 252L131 253V251L129 252V254H128ZM182 252V251H181ZM42 254H45V253H41V255L39 254V255H37V257H36V255H35V257H36V260L38 261H35V257H32V256H34V254H32V255H30V256H28L27 257V263L26 264H48V262L53 258V256H51L49 253V256H48V254L46 253L45 255H43V256H46V257H43L42 256ZM133 254V256H131ZM136 256V257H135ZM49 257V258H48ZM52 257V258H51ZM40 258H42L44 261H40ZM136 258V259H135ZM41 259V260H42ZM182 259V258H181ZM181 259H180V264H182V261H181ZM49 260V261H48ZM40 261V262H39ZM140 264V263H139Z\"/></svg>",
	"mask_w": 264,
	"mask_h": 264
},
{
	"label": "built area",
	"instance_id": "2783aa9c",
	"mask_svg": "<svg viewBox=\"0 0 264 264\" xmlns=\"http://www.w3.org/2000/svg\"><path fill=\"white\" fill-rule=\"evenodd\" d=\"M258 15V7L242 1H236L233 9V20L235 28L242 29L244 27L252 25L257 20ZM230 34L231 31H224L223 39L225 45L231 46L238 44V41L235 38H231Z\"/></svg>",
	"mask_w": 264,
	"mask_h": 264
}]
</instances>
